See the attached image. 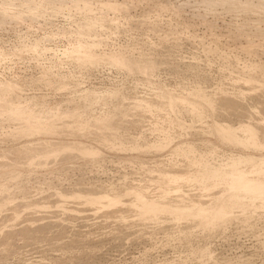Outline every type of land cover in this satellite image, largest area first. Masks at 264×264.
Returning <instances> with one entry per match:
<instances>
[{
  "label": "rangeland",
  "instance_id": "obj_1",
  "mask_svg": "<svg viewBox=\"0 0 264 264\" xmlns=\"http://www.w3.org/2000/svg\"><path fill=\"white\" fill-rule=\"evenodd\" d=\"M263 80L264 0H0V264H264V205L166 177L263 157Z\"/></svg>",
  "mask_w": 264,
  "mask_h": 264
},
{
  "label": "bare ground",
  "instance_id": "obj_2",
  "mask_svg": "<svg viewBox=\"0 0 264 264\" xmlns=\"http://www.w3.org/2000/svg\"><path fill=\"white\" fill-rule=\"evenodd\" d=\"M138 105H141V104L138 103ZM235 128H238V126ZM229 129H230L229 126L226 127V130L229 131L228 136H230L232 139L242 144H245L246 142L251 141L249 146L252 148H256L255 143L253 141L254 140L253 138L255 137V131L252 128H242L241 130L239 129L241 132L238 134L233 133L232 132L233 130L231 131ZM235 131L237 132V129H235ZM243 140L245 142H242ZM68 145L66 144L60 148L53 149L51 152L55 154V152H57L58 149H61V151L66 150L69 148ZM86 150L87 148H81V151H86ZM51 152L49 155H51ZM45 154H48V153L45 152ZM40 158H37V159H40ZM208 165L205 164L202 167L192 171L191 173L189 170H186L183 173L181 172V174L179 175L170 173L171 171H168V172L166 171L168 173L166 177L175 178L176 181L184 180V179L191 177L193 182H195L198 186H200V188L205 189V190H213L222 185H228V188H230L232 192L230 199L239 198L238 193L249 194L243 197L245 198L248 204L257 202L259 206L264 205V156L257 158V157L252 156L251 154H243V155L241 154L232 155L231 154L227 157L224 163H221L218 166H208ZM142 194L136 193L133 196V198L128 199V200H122L115 196V192L104 190L96 194L90 195L88 197H83V199H78L75 202L74 201L73 202L74 204L76 203L75 205L77 206L85 202L90 203L94 205L93 210L104 209L106 207H109L115 204L122 205L123 207L132 206L138 211L150 210V208L152 209V205H153L152 202L146 200ZM56 196H58V199L55 198L57 199V204L63 203V202L65 203V201L70 202L73 197L72 195H64L61 193ZM207 202H204V199L203 200L199 199L196 201L195 200L183 201V203H181L180 205L176 204L173 208L169 206L159 205L158 207H154V209L151 210V213L152 215L156 216L164 210H176V211H179V215H181L189 210L188 214L195 216V215H199V213H203L205 208H207V206L211 204V202H208V203ZM54 203H56V201H54ZM221 203L222 202H219V200H216L214 202V207L216 210L211 214H207V215L205 214L203 220L206 221L207 219L214 218L215 216L220 214L219 210L222 206ZM65 204L64 206H66ZM68 206H70V204H68Z\"/></svg>",
  "mask_w": 264,
  "mask_h": 264
}]
</instances>
